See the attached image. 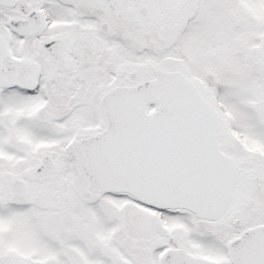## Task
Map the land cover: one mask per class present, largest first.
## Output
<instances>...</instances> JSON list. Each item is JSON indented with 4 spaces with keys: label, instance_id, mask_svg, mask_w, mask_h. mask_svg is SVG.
<instances>
[{
    "label": "snow or ice",
    "instance_id": "6c2138e0",
    "mask_svg": "<svg viewBox=\"0 0 264 264\" xmlns=\"http://www.w3.org/2000/svg\"><path fill=\"white\" fill-rule=\"evenodd\" d=\"M0 264H264V0H0Z\"/></svg>",
    "mask_w": 264,
    "mask_h": 264
}]
</instances>
